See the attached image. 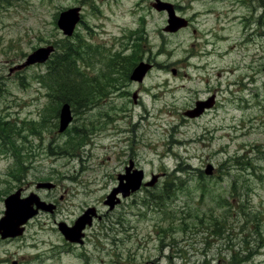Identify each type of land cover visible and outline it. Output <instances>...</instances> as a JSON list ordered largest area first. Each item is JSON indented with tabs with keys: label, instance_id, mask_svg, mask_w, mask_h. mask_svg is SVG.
I'll return each instance as SVG.
<instances>
[{
	"label": "rangeland",
	"instance_id": "rangeland-1",
	"mask_svg": "<svg viewBox=\"0 0 264 264\" xmlns=\"http://www.w3.org/2000/svg\"><path fill=\"white\" fill-rule=\"evenodd\" d=\"M154 1L0 0V218L18 190L51 206L0 240V264H264V0H162L188 20L175 33ZM69 8L80 22L67 38L55 21ZM75 35L94 48L81 68L104 85L58 133L50 64L9 70L40 47L57 60ZM114 53L151 69L131 81ZM131 161L143 184L109 210ZM89 208L73 246L58 224Z\"/></svg>",
	"mask_w": 264,
	"mask_h": 264
},
{
	"label": "water",
	"instance_id": "water-1",
	"mask_svg": "<svg viewBox=\"0 0 264 264\" xmlns=\"http://www.w3.org/2000/svg\"><path fill=\"white\" fill-rule=\"evenodd\" d=\"M152 7L157 11L165 10L167 12L168 26L164 28V31L176 32L178 29L183 28L187 25V22L184 19H181L174 14L173 6L171 4L156 0L155 3L152 4ZM78 21L79 8H71L60 13L57 20V26L65 36H70ZM52 52V46L39 48L28 55L26 61L23 64L15 67V69L19 70L35 63H43L48 59L49 55ZM149 68L150 65L144 64L142 62L139 63L133 69L130 75V80L140 82ZM133 99H135L134 96ZM212 104L213 99H210L207 102H197L195 104L196 107L193 110L185 112V115L190 118L197 117L202 114L205 108H210ZM71 119L72 117L70 113V107L68 104H64L59 113V133L63 132L67 128V126L71 122ZM131 166L132 163H130L129 168H126V174L119 175L117 177V188H115L106 197L104 203L109 206L110 210L113 209L115 204L118 202V200L116 201L115 199V196L118 192H120L125 197L130 192L138 190L141 185V171H133L132 173H130L129 171L131 169ZM206 173L210 174V167L207 168ZM38 187L50 188L51 184L42 183L41 185L38 184ZM25 203H28V205H26V208L24 209L23 205ZM4 205L5 212L3 217L0 219V236L3 239L6 237H14L16 235H20L23 230L20 228V225L24 224L28 219L34 216L38 212V209H41L43 211L51 210L50 205H46L44 202L39 201V199L34 195H30L25 199H20L19 191L9 195L4 200ZM33 206H35V208ZM90 215H94L93 209H89L88 211H86L84 215L77 220L72 228H67L64 224H59V229L64 234L66 239L77 241L76 239L81 236V231L84 229L85 225L90 224Z\"/></svg>",
	"mask_w": 264,
	"mask_h": 264
},
{
	"label": "trees",
	"instance_id": "trees-1",
	"mask_svg": "<svg viewBox=\"0 0 264 264\" xmlns=\"http://www.w3.org/2000/svg\"><path fill=\"white\" fill-rule=\"evenodd\" d=\"M75 42L78 43L75 44ZM93 49L90 44L84 45L82 40L75 35L74 43L67 42L62 47V55L57 60H51L47 63L50 65L45 74L46 82L48 81L54 98L59 99L62 104L67 103L70 106H79L80 108L82 105L85 106L90 103L95 93L102 95L100 91H102L104 84L96 79L93 82L81 68ZM110 58L114 69H117L118 66H128L129 71L136 64L134 55L122 56L120 53H114ZM113 79L115 80L114 77ZM78 136L84 135L76 133L75 136L71 137L68 144L73 146L77 141L75 138Z\"/></svg>",
	"mask_w": 264,
	"mask_h": 264
},
{
	"label": "flooded vegetation",
	"instance_id": "flooded-vegetation-1",
	"mask_svg": "<svg viewBox=\"0 0 264 264\" xmlns=\"http://www.w3.org/2000/svg\"><path fill=\"white\" fill-rule=\"evenodd\" d=\"M86 229V228H85ZM84 229V230H85ZM84 230L81 234L80 237L77 238V241H71V240H66L67 242L69 241L71 244H73V246H79V245H82L83 244V240H84V237H85V234H84ZM23 235V233L21 234V236ZM12 239H15V238H9V239H5V240H1V241H12ZM65 240V238H64ZM75 240V239H74ZM24 260H26V257H24ZM27 262H30L28 260H26ZM12 264H19V261H12Z\"/></svg>",
	"mask_w": 264,
	"mask_h": 264
}]
</instances>
